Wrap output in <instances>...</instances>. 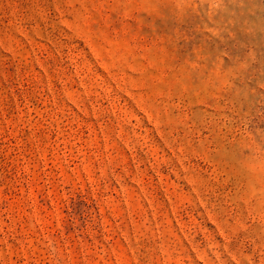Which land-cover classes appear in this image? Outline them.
Returning a JSON list of instances; mask_svg holds the SVG:
<instances>
[{"label": "rangeland", "instance_id": "rangeland-1", "mask_svg": "<svg viewBox=\"0 0 264 264\" xmlns=\"http://www.w3.org/2000/svg\"><path fill=\"white\" fill-rule=\"evenodd\" d=\"M0 264H264V0H0Z\"/></svg>", "mask_w": 264, "mask_h": 264}]
</instances>
